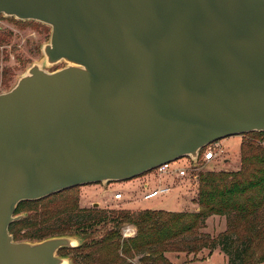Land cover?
<instances>
[{
  "label": "water",
  "instance_id": "water-1",
  "mask_svg": "<svg viewBox=\"0 0 264 264\" xmlns=\"http://www.w3.org/2000/svg\"><path fill=\"white\" fill-rule=\"evenodd\" d=\"M0 14L51 28L43 65L0 93V264H72L58 253L80 245L16 242L23 202L264 133V0H0Z\"/></svg>",
  "mask_w": 264,
  "mask_h": 264
},
{
  "label": "trees",
  "instance_id": "trees-1",
  "mask_svg": "<svg viewBox=\"0 0 264 264\" xmlns=\"http://www.w3.org/2000/svg\"><path fill=\"white\" fill-rule=\"evenodd\" d=\"M4 37L0 32V43ZM244 137L239 170L200 174L196 213L80 208L73 188L21 203L16 215L26 216L11 225L10 234L16 242L79 237L77 248L58 253L72 264H135L137 257L140 264H172L168 254L204 250H219L227 264H264V133ZM214 216L226 219L217 237L203 233ZM126 227L133 236H123Z\"/></svg>",
  "mask_w": 264,
  "mask_h": 264
},
{
  "label": "rangeland",
  "instance_id": "rangeland-1",
  "mask_svg": "<svg viewBox=\"0 0 264 264\" xmlns=\"http://www.w3.org/2000/svg\"><path fill=\"white\" fill-rule=\"evenodd\" d=\"M0 32L5 36L3 43H0V93H3L13 88L30 66L36 63L43 65L42 47L50 41L51 28L36 21H21L0 14ZM65 66L62 63L44 67V69L54 72ZM244 140L245 137L240 136L222 141L220 151L217 152V158L214 161L204 162L201 157L197 162L188 158L175 162L173 168H183L186 171L184 177L169 174L159 175L153 171L128 182L77 188L79 207L101 210H164L196 213L199 211L197 197L200 174L209 171L239 170L241 167V143ZM146 183L150 185L148 191L144 187ZM163 188L172 189L166 195L144 200L147 192ZM118 193L123 194L121 201L114 200V196ZM106 229H111V226ZM225 230L226 219L214 216L208 219L203 233L217 237ZM76 238L81 243V239ZM167 257L172 264H227L226 257L219 250L212 255L208 250H204L196 256L193 254L190 256L168 254ZM208 258L210 259L208 260ZM139 259L140 257L135 258L134 263L140 264Z\"/></svg>",
  "mask_w": 264,
  "mask_h": 264
},
{
  "label": "built area",
  "instance_id": "built-area-1",
  "mask_svg": "<svg viewBox=\"0 0 264 264\" xmlns=\"http://www.w3.org/2000/svg\"><path fill=\"white\" fill-rule=\"evenodd\" d=\"M222 142V141H221ZM221 142H217V143H213L211 145H209L208 147L202 149L199 152V156L197 161L202 157V160L204 162H210V161H214L217 158V152L220 151ZM196 161V162H197ZM174 163L172 164H165L163 166H161L159 169H157L155 172H157L159 175H175L178 177H184L186 176V171L183 168H173ZM149 189H147L148 191ZM169 188H163V189H155L152 191H149L145 194L144 196V200H150L153 198H156L158 196H162V195H166L169 193ZM123 199V194L122 193H118L114 196V200L116 201H121ZM134 235V231L131 227H126L123 229V236L125 238L131 237Z\"/></svg>",
  "mask_w": 264,
  "mask_h": 264
},
{
  "label": "crops",
  "instance_id": "crops-1",
  "mask_svg": "<svg viewBox=\"0 0 264 264\" xmlns=\"http://www.w3.org/2000/svg\"><path fill=\"white\" fill-rule=\"evenodd\" d=\"M138 179H139V178H138ZM144 187H145V189H150V185H149V183H146V184L144 185ZM171 189H172V188H169L170 191H171ZM170 191H169V192H170ZM127 210H131V209H127ZM198 210H199V208H198ZM198 210H197V211H198ZM133 211H134V210H133ZM209 259H210V258H208V260H209Z\"/></svg>",
  "mask_w": 264,
  "mask_h": 264
}]
</instances>
